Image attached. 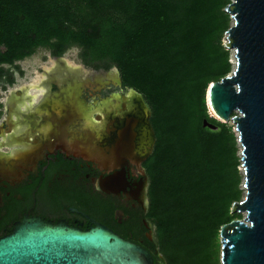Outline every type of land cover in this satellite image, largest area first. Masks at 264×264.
Here are the masks:
<instances>
[{
    "label": "trees",
    "instance_id": "trees-1",
    "mask_svg": "<svg viewBox=\"0 0 264 264\" xmlns=\"http://www.w3.org/2000/svg\"><path fill=\"white\" fill-rule=\"evenodd\" d=\"M230 3L0 0V66L38 48L63 55L77 46L84 63L116 66L123 85L144 96L156 135L145 163L156 239L144 246L153 264H222L220 230L242 218L237 137L207 99L209 85L232 70L223 42Z\"/></svg>",
    "mask_w": 264,
    "mask_h": 264
},
{
    "label": "flooded vegetation",
    "instance_id": "flooded-vegetation-1",
    "mask_svg": "<svg viewBox=\"0 0 264 264\" xmlns=\"http://www.w3.org/2000/svg\"><path fill=\"white\" fill-rule=\"evenodd\" d=\"M50 53L60 61L62 55ZM61 65L34 93L26 86L1 102L0 236L31 215L83 229L100 223L145 247L154 241L145 165L150 155L117 153L115 135L106 132L136 112V93L122 100L132 88L123 85L117 67L105 77L80 79Z\"/></svg>",
    "mask_w": 264,
    "mask_h": 264
},
{
    "label": "water",
    "instance_id": "water-1",
    "mask_svg": "<svg viewBox=\"0 0 264 264\" xmlns=\"http://www.w3.org/2000/svg\"><path fill=\"white\" fill-rule=\"evenodd\" d=\"M226 10L232 19L226 33L234 65L228 75L209 85L207 99L213 116L232 120L238 132L245 194L235 210L245 216L222 226L221 263L264 264V0H231ZM131 91L140 107L106 132L115 135L111 145L117 153L138 151L137 156L145 159L156 142L151 109L140 92ZM126 98L122 96L125 102ZM204 125L217 128L207 119ZM0 264H153V256L100 223L83 229L25 215L0 236Z\"/></svg>",
    "mask_w": 264,
    "mask_h": 264
},
{
    "label": "rangeland",
    "instance_id": "rangeland-1",
    "mask_svg": "<svg viewBox=\"0 0 264 264\" xmlns=\"http://www.w3.org/2000/svg\"><path fill=\"white\" fill-rule=\"evenodd\" d=\"M231 18V17H230ZM232 24V19L231 23ZM224 44L228 43L227 39V33H225L223 37ZM230 50V60L232 61V67L234 63V49L229 48ZM64 64L66 67H68V73L70 75L78 74L80 79H85L92 76L101 75L102 77H105L108 75L110 71H113L116 69V66H92L87 65L83 62V60L80 57V48L77 46H70L61 56L60 61L58 59H55L52 57L50 51L46 48H38L33 54L16 61L12 64H4V68L7 70L6 74L0 75V108H2L1 102L4 101L7 96H10L14 93H16L18 90L24 89L26 86H30L28 88L30 93H34L37 89L34 88V86L41 81L42 79L47 78L48 73L51 72L53 69L57 67H61ZM11 73L13 76L12 82H7V75ZM62 77V75L60 76ZM120 89H117L116 91H119ZM122 92V90H120ZM135 93L133 91H130L127 98L130 97V95H134ZM91 102V99L89 100ZM210 114L213 115V113L210 110ZM5 116L4 106L3 111H0V124L3 122V118ZM94 119V118H93ZM92 115H91V120ZM233 125V131L235 132V135L237 137L238 132L235 130V124L232 120L228 121ZM12 147V146H11ZM237 147H238V156L240 157V165L238 166V169L241 174V183L240 188L243 191V196L245 194V187H244V170L242 166L241 161V146L239 142L237 141ZM245 216V213H242V217ZM153 228V239L155 240V228ZM221 236L219 235V242L216 244V249L219 251L220 261H221Z\"/></svg>",
    "mask_w": 264,
    "mask_h": 264
},
{
    "label": "bare ground",
    "instance_id": "bare-ground-1",
    "mask_svg": "<svg viewBox=\"0 0 264 264\" xmlns=\"http://www.w3.org/2000/svg\"><path fill=\"white\" fill-rule=\"evenodd\" d=\"M133 97H134L133 95H132V96L130 95L129 98H126L127 102H128V101H131V99H132ZM134 98H135L136 101H138L137 96L134 97ZM137 108H138V105L135 106V109H137ZM22 131H23V130H22ZM143 131H145V130L142 129V132H143ZM143 138H145V136H144ZM146 139H147V138H146ZM146 144H147V142L144 140L143 143H142V146H144V145H145V146H144L143 148H141V150H144V149H145Z\"/></svg>",
    "mask_w": 264,
    "mask_h": 264
}]
</instances>
